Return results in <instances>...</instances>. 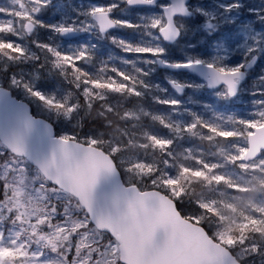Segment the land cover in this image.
<instances>
[{
	"label": "snow or ice",
	"instance_id": "1",
	"mask_svg": "<svg viewBox=\"0 0 264 264\" xmlns=\"http://www.w3.org/2000/svg\"><path fill=\"white\" fill-rule=\"evenodd\" d=\"M50 6L0 3V264H264V0Z\"/></svg>",
	"mask_w": 264,
	"mask_h": 264
},
{
	"label": "rangeland",
	"instance_id": "2",
	"mask_svg": "<svg viewBox=\"0 0 264 264\" xmlns=\"http://www.w3.org/2000/svg\"><path fill=\"white\" fill-rule=\"evenodd\" d=\"M80 0H58L57 2H54V3H51V6L52 7H49V12L52 13L54 19H58L59 16H58V9L64 7L66 4H69V3H72V4H77L79 3ZM84 2L86 3L87 0H84ZM98 2L100 3H107L109 2V0H98ZM250 3H255L257 2V0H249ZM0 3H4L3 0H0ZM117 16H119V13L117 12L116 13ZM128 16H130L131 18H127V17H121V18H125V19H133L135 20V17H136V13H131L129 14ZM116 30V29H115ZM189 37V38H193V42H187L185 37ZM187 36L184 37V39H182L179 43V49H178V55L179 57H182V54H183V51L184 49L186 48V46L188 44H195L197 43L198 41H201L202 40V36L203 34L202 33H189ZM40 38V36H39ZM15 39V38H13ZM107 41V40H106ZM109 41H107L108 43ZM116 50L119 51V53L122 55V56H125V55H129V58H131V54H126L124 52H122L118 47H115ZM197 51H203V48L200 47L198 48ZM191 54H195V53H191ZM120 57V56H118ZM240 59L239 56H236V57H233V61H238ZM264 69V59H260L258 62H257V65L255 66V68L252 70V72L250 73L248 79L245 81L244 83V87L247 88V89H251L253 83L255 82V78L260 76L261 75V70ZM166 75H177L178 78H181L183 79L185 77V75L181 74V73H168V72H161L160 73V77L161 79L164 81L165 79V76ZM191 95V93H186L185 94V99H187V97ZM196 98L197 99H203V100H211V97L209 96L208 92L206 91H202V92H199L196 94ZM190 107H195L194 105H189ZM250 106V97L247 95V94H244L242 95L241 99L239 101H237L232 107H233V110L234 111H241L243 110L244 108L246 107H249ZM197 110H199V108H197ZM164 132H166V130H164ZM162 132V133H164ZM197 144H201L202 142L200 141H196ZM203 147L207 148L208 145L206 142H203ZM182 150V149H181Z\"/></svg>",
	"mask_w": 264,
	"mask_h": 264
},
{
	"label": "trees",
	"instance_id": "3",
	"mask_svg": "<svg viewBox=\"0 0 264 264\" xmlns=\"http://www.w3.org/2000/svg\"><path fill=\"white\" fill-rule=\"evenodd\" d=\"M3 1L5 2V0H3ZM51 2L54 3L55 1H51ZM193 2H194V0H193ZM50 7H52V6H50ZM128 15H129V14H128ZM128 15H126V16H124V17L131 18V17L128 16ZM44 19H46V20H54V17H53V15H52V13L49 12V9H46L45 14H44ZM111 34H112L113 36H116V37L124 38L126 41L131 40V41L135 42V41H137V40L139 39V37L137 36V34L134 32V30H133V29H128V28H123V29H116V30H113V31L111 32ZM39 39L44 40V41L46 42V34L44 33L43 30H41L40 38H39ZM183 39H184V38H183ZM185 39H186L187 42H192V41H193V38H189L188 36L185 37ZM107 41H108V40H107ZM107 41H104V48H105V51H109V50H110L111 53H112L115 57L122 56V55L119 53V51L115 49L116 46L112 45V44L110 43V41L107 43ZM178 46H179V44L174 48V58H175V59H180V58H181V57H179V55H178V53H177V52H178V49H179ZM28 70H30V69H28V68L25 69V71H28ZM159 72H160V70L157 69V70H156V73H155V75L153 76L152 79H153L154 81L159 82V83H160L161 85H163L164 87H168V86L166 85V82L163 81V80L161 79V77L159 76ZM159 77H160V78H159ZM42 83H47V82L42 81ZM169 93H173V92L169 89ZM12 94H13L14 97L19 98L16 92H13ZM161 95H163V94L161 93ZM151 108H152L154 111L161 112V113L167 111V106L159 105V104H152V105H151ZM33 113H35V109H33ZM155 127H156V129H158L161 133L164 132V130H165V129H163V127L160 126L159 124H156ZM54 131L58 132V131H59V128H54Z\"/></svg>",
	"mask_w": 264,
	"mask_h": 264
},
{
	"label": "flooded vegetation",
	"instance_id": "4",
	"mask_svg": "<svg viewBox=\"0 0 264 264\" xmlns=\"http://www.w3.org/2000/svg\"><path fill=\"white\" fill-rule=\"evenodd\" d=\"M51 1H55V2H57L58 0H51ZM51 3H53V2H51ZM192 42H193V41H192ZM256 65H257V64H256ZM256 65H255V66H256ZM254 68H255V67H254ZM254 68H253V69H254ZM253 69H252V70H253ZM252 70H251V72H252ZM161 71H162V72H167L166 70H161ZM251 72H250V73H251ZM168 73H170V72H168ZM181 74L185 75V73H181ZM249 75H250V74H249ZM248 77H249V76H248ZM247 79H248V78H247ZM164 81H165V79H164Z\"/></svg>",
	"mask_w": 264,
	"mask_h": 264
},
{
	"label": "water",
	"instance_id": "5",
	"mask_svg": "<svg viewBox=\"0 0 264 264\" xmlns=\"http://www.w3.org/2000/svg\"><path fill=\"white\" fill-rule=\"evenodd\" d=\"M160 69H164V68H160ZM168 70V69H167ZM169 71H173V70H169ZM174 72V71H173ZM171 89V88H170ZM172 90V89H171ZM173 91V90H172Z\"/></svg>",
	"mask_w": 264,
	"mask_h": 264
}]
</instances>
